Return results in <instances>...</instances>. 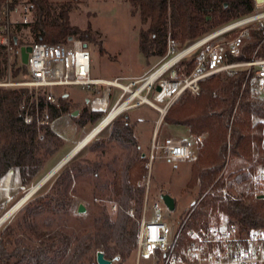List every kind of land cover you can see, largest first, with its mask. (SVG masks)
Listing matches in <instances>:
<instances>
[{"label":"trees","instance_id":"trees-1","mask_svg":"<svg viewBox=\"0 0 264 264\" xmlns=\"http://www.w3.org/2000/svg\"><path fill=\"white\" fill-rule=\"evenodd\" d=\"M29 1L35 5V18L32 24L22 28L34 42L59 44L70 37L97 42L90 26L82 29L69 21L71 3L78 0H63L59 7L51 0ZM122 1L147 22V27L139 32L138 44L139 51L147 58L165 56L168 38L179 51L210 30L251 12L254 4L253 0ZM248 32L239 54L231 55V60L264 57L262 32ZM5 63L0 46V81L7 74ZM194 65V58L182 60L177 71L189 73ZM20 70L25 72V65L12 70V76L16 77ZM246 74L244 70L200 81L199 93L196 96L183 93L162 121V124L183 125L191 136L202 138L186 185L188 189H196L197 197L179 223L183 224L184 234L220 218L244 230L264 228V198L259 197L264 192L230 194L221 174L230 159H239L247 163V169L235 174L238 184L263 179L264 99L256 95ZM63 95L58 97L57 105L45 103L39 95L29 106L33 94L28 89L0 88V181L10 170H15L19 185L29 187L47 159L64 145L50 126L69 110V102ZM22 103L28 108L32 123L23 119ZM45 111L49 122L39 125L36 114L43 117ZM100 116V111L84 108L78 124L83 127ZM107 125L108 135L90 145L98 153L96 161L69 159L55 175L48 192L36 191L20 206L14 222L0 226V264H84L85 261L96 264L98 251L111 261L126 260L136 251L138 222L127 211L133 209L136 218L141 215L148 157L140 149L137 122L131 120L130 113L115 116ZM85 179L92 185L94 199H107L118 205L116 215L112 218L105 205L97 204L90 228L68 229L67 222L76 207L72 186ZM255 182V187L260 186V180Z\"/></svg>","mask_w":264,"mask_h":264},{"label":"built area","instance_id":"built-area-1","mask_svg":"<svg viewBox=\"0 0 264 264\" xmlns=\"http://www.w3.org/2000/svg\"><path fill=\"white\" fill-rule=\"evenodd\" d=\"M253 1L251 12L210 30L179 51L168 38L167 53L161 63L147 74L134 78V81L124 85L118 82V78L105 84L102 83L104 80L91 77V56L82 40L72 38L59 44L34 41L19 43L21 31L18 27L32 24L35 18V5L29 0H0V46L6 58L4 67L7 71L6 76L0 81V88L26 86L29 88V94H33L29 106L39 95L43 96L45 103L57 105L58 97L62 95L55 94L54 90L58 87L74 85L96 88L98 84H105L108 88L103 95L90 100L92 111L99 112L106 110L112 92L110 87H118L121 91L108 112L110 113L125 98L132 95L133 83H139L135 89L141 88L139 93L132 96L131 101L118 111L113 119L134 106L132 102L137 98L139 105L146 104L157 111L159 116L157 124L163 121L166 112L183 93L189 92L196 96L200 91V81L215 75L228 76L246 70V78L252 84L256 95L264 99V57L248 61L230 59L231 55L239 54L240 46L249 30L260 31L264 37V0ZM21 46L30 47L25 64L27 80L13 83L12 70L22 65ZM177 56L179 57L175 62L160 71L164 63ZM189 58L195 59L193 70L189 73L178 72L176 65ZM156 87H159V90H156ZM105 94L106 101H103ZM20 107L25 110L23 118L25 122L32 123L33 119L28 115L25 103ZM36 118L39 125L49 122L46 111L43 117H38L37 113ZM155 138L156 133L151 141L148 161L155 158L154 152L158 148L163 151V158L171 163L195 160L202 143L200 136L181 140L167 137L163 144L156 145ZM262 175L264 177V173ZM112 210H117L116 205L112 206ZM127 214L138 222L136 264H139L142 256L159 257L161 264H264V228L244 230L220 218L206 226L190 229L184 234L183 224H176L173 228L166 220V216L161 213V205L158 202L149 205L148 184L145 186L140 217H135L133 209H129Z\"/></svg>","mask_w":264,"mask_h":264},{"label":"rangeland","instance_id":"rangeland-1","mask_svg":"<svg viewBox=\"0 0 264 264\" xmlns=\"http://www.w3.org/2000/svg\"><path fill=\"white\" fill-rule=\"evenodd\" d=\"M51 1L55 2L54 5L56 7H59L58 3H61L63 0ZM71 5V9L69 10V21L71 24L82 29L90 26L92 32L98 38L96 43L76 38L85 43L86 49L90 53V69L93 79L112 81L114 78H118L119 83L128 85L135 80L134 78L147 74L154 66L161 63L164 56H162V58H147L139 51V32L141 29L147 27V22L144 23L142 21L139 12H132L129 4L124 3L122 0H78L76 3L72 2ZM18 38L24 40L26 43H31L33 41V38H31L30 33L26 29L21 30ZM26 80V68L25 72L20 70V73L16 77L12 76L11 79L13 83L25 82ZM139 85V83H133L132 89H137ZM17 87L29 89L22 85L13 88ZM107 88L108 85L105 84H98L96 88L70 85L58 87L54 90L57 95L68 94L66 101L69 102V110L50 123L52 129L63 139L64 145L58 152L52 155V157L47 159L43 169L38 173L29 187L19 185L17 171L15 170H13V172L9 171L3 177L0 181V218L7 215L16 207V205L20 203V198H22L29 189L34 187L38 181L52 172L58 164L63 162V160L73 154L77 149L79 150L72 157H78L81 160L88 159L91 162L98 159V153L92 151L90 145L97 139L107 136L108 130L105 127L93 135L97 130V128H94L108 115L112 105L115 103V99L120 94V88L110 87L112 92L109 96V106L105 111H100L101 116L97 121L88 122L81 127L78 124V116L84 108L92 111L90 100L102 96ZM86 99H88L89 102H86ZM138 103L139 100L135 98L132 102V104L135 105L123 112L130 113L131 115L141 113L145 118H150L152 120L148 126L146 124H137L136 127L140 135V149L146 153L147 157L151 150L150 146L153 134L151 129L153 124L155 127L157 126L155 138L156 145L163 144L167 137L178 140L191 138L187 127L183 125H169L165 122L163 124L162 122L157 124L159 119L157 111L149 105H139ZM73 111H77L75 116L71 115ZM80 145L82 146L79 148ZM154 154L155 158L149 160L147 163L148 171L144 179V187L148 184L149 205L153 202H158L161 205V213L166 216V220L174 228L176 224H179L187 216L189 213L188 211L196 200L195 197H197L196 189H188L186 187L191 173L192 161L194 160H188L182 163H171L163 158L164 153L159 148L155 150ZM246 169V162L239 159H230L228 161L227 166L221 174L226 181V189L230 194L237 195L242 191L264 192V177H262L263 179H256L257 181H261L260 186H257L258 188L254 186V183H256L255 179L247 181L246 184H238L236 182L234 178L235 174H238L240 171H246ZM59 171L60 169L43 183L37 192H48L52 187L55 175H57ZM6 183H9L11 188L3 192L2 188ZM72 189V196L76 200V207L67 222L68 229L78 230L90 228L92 226L93 214L96 211L97 204L101 207L105 205L109 215H111L112 218L115 217L117 210H112V206L116 205L118 209V205L111 200L94 199L92 196V185L88 183V180L76 181ZM166 192L175 198L176 207L173 211H168L159 197L161 193ZM79 204H82L85 208V212L82 214L77 213ZM19 210L20 208L14 211L2 225L14 222L15 219H17ZM138 262L139 264H161L160 258L153 256H142ZM111 263L136 264V254L134 252L126 260H112ZM84 264L88 263L85 261Z\"/></svg>","mask_w":264,"mask_h":264},{"label":"water","instance_id":"water-1","mask_svg":"<svg viewBox=\"0 0 264 264\" xmlns=\"http://www.w3.org/2000/svg\"><path fill=\"white\" fill-rule=\"evenodd\" d=\"M70 40L72 39V37L69 38ZM15 44L17 43V38L14 39ZM30 50L29 46H21L20 47V55H21V62L22 64H26L27 63V59H28V52ZM156 90H159V87H156ZM68 94L63 95V99H66ZM87 102L88 99H86ZM77 114V111H73L71 113L72 116H75ZM76 152H74L73 154H71L70 156H68V158L66 160H64L63 162H61L60 164H58L56 166V168L54 170H52V173H50L49 175L43 177L40 181H38L36 183V185L34 187H32L31 189H29L28 192H26L22 198H20V203H18V205H16V207H14L7 215H5L4 217L0 218V226L5 222L6 219L9 218V216L16 211L18 208H20V206L30 197L32 196L42 185L43 183H45L50 177H52V175L59 170L66 162H68V160L75 155ZM10 172H13V170H10ZM160 199L162 200L164 206L166 207V209H168V211H173L175 209L176 206V201L175 198L172 197L169 193H161L159 195ZM260 198H264V194L259 196ZM85 212V208L83 207L82 204H79L77 207V213H84ZM96 264H112L111 260L107 259L104 256V253L101 251H98L96 253Z\"/></svg>","mask_w":264,"mask_h":264},{"label":"bare ground","instance_id":"bare-ground-1","mask_svg":"<svg viewBox=\"0 0 264 264\" xmlns=\"http://www.w3.org/2000/svg\"><path fill=\"white\" fill-rule=\"evenodd\" d=\"M181 55V54H180ZM179 56H177V57H173V58H171L170 60H168L166 63H164L163 64V66H162V68H161V70L160 71H162L164 68H166V66H168V65H170V64H172L173 62H175L176 61V59L178 58ZM159 71V72H160ZM158 73V72H157ZM156 73V74H157ZM102 83H105V84H108L109 82L108 81H103ZM124 87H126V86H124ZM141 89V88H140ZM140 89H138V90H133L132 91V95L130 96V97H127V98H125L124 99V101L121 103V104H119L113 111H111L110 113H108V115L104 118V120L98 125V126H96L94 129H96L97 128V130L93 133V135L96 133V132H98L99 130H101L102 128H104L114 117V115L118 112V111H120V110H122L130 101H131V97L132 96H134V95H136V94H138L139 93V90ZM106 96H107V94H105V96H104V98H103V101H106ZM108 126V125H107ZM93 129V130H94ZM92 130V131H93ZM93 137V136H92ZM82 145H80L79 146V148L81 147ZM79 149H77L76 151H74V152H76L77 153V151H78ZM75 153V154H76ZM68 158V157H67ZM66 158V159H67ZM65 159V160H66ZM64 161V160H63ZM50 173H52V172H50ZM49 173V174H50ZM48 174V175H49ZM3 217V216H2Z\"/></svg>","mask_w":264,"mask_h":264},{"label":"crops","instance_id":"crops-1","mask_svg":"<svg viewBox=\"0 0 264 264\" xmlns=\"http://www.w3.org/2000/svg\"><path fill=\"white\" fill-rule=\"evenodd\" d=\"M141 75V74H140ZM140 75H137V76H140ZM86 101V100H85ZM109 101V100H108ZM87 102V101H86ZM109 103H110V101H109ZM109 103H108V105H107V107L109 106ZM113 106V105H112ZM107 107H106V109H107ZM130 116H131V120H133V121H136L137 122V124H146L147 126L152 122V120L150 119V118H145L141 113H137V114H134V115H131L130 114ZM156 129H157V126L155 127V125L153 124V126H152V129H151V132L153 133L152 134V138H153V136H154V134L155 133H157L156 132ZM190 137L192 138V136L190 135ZM140 148H141V146H140ZM11 188V186L9 185V183H6L5 184V186L2 188V190H3V192H4V190L5 191H7V190H9Z\"/></svg>","mask_w":264,"mask_h":264}]
</instances>
